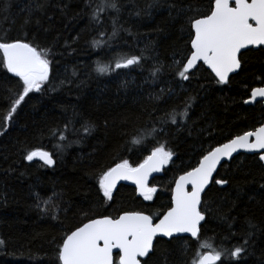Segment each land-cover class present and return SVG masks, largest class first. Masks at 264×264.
Instances as JSON below:
<instances>
[{
	"label": "trees",
	"instance_id": "1",
	"mask_svg": "<svg viewBox=\"0 0 264 264\" xmlns=\"http://www.w3.org/2000/svg\"><path fill=\"white\" fill-rule=\"evenodd\" d=\"M114 2L119 11L98 10L104 0H0V37L38 46L52 69L49 82L6 123L22 88L0 66V264H58L63 239L91 219L139 211L157 220L180 175L210 149L264 124V104L244 103L252 88L264 86L262 48L243 52L242 69L229 84H218L202 65L187 81L175 75L174 58L190 55L189 17L196 9L207 12L209 0ZM131 56L141 57V65L114 68L116 59ZM98 63L113 70L100 74ZM185 108L187 117L180 115ZM138 137L142 142L133 144ZM158 146L173 155L150 182L157 188L153 200L128 186L118 187L112 200L103 197V171L123 159L136 166ZM32 150L52 154L53 167L28 163ZM221 178L229 184H211L202 198L208 211L201 242L227 249L251 233L238 264H264V166L257 155H238L218 169L214 179ZM35 194L53 197L46 212L43 203L36 207ZM157 240L147 264H192L197 252L212 250L190 239Z\"/></svg>",
	"mask_w": 264,
	"mask_h": 264
},
{
	"label": "snow or ice",
	"instance_id": "2",
	"mask_svg": "<svg viewBox=\"0 0 264 264\" xmlns=\"http://www.w3.org/2000/svg\"><path fill=\"white\" fill-rule=\"evenodd\" d=\"M106 7L119 11L114 0H104L98 10ZM94 18H98V14L94 15ZM189 20L190 55L173 60L175 75L182 81L189 80L192 70L197 69L198 62L202 61L214 74L218 84H229L230 75H238L242 69V50H248L250 46H264V0H209L207 12L202 13L196 9ZM115 34L113 32V35ZM93 44L95 46L98 42L93 41ZM261 50L264 51V48ZM141 59L138 56L120 57L114 61V68L129 69L132 66H140ZM0 66L6 69L7 73L18 77L22 88V92L17 94L4 117L7 123L13 120L17 109L30 93L40 92L42 86L49 82L52 69L45 51L26 39H13L8 36L0 37ZM111 70L112 64H97L96 71L100 74ZM159 71L160 68L157 67L152 75L155 76ZM260 79L261 84H264V78ZM250 96L249 100L244 101L245 104L258 102V97L264 98V86L252 88ZM180 115L187 117V108ZM171 123H177L175 113L171 114ZM92 130L89 124L83 126L85 133L90 134ZM59 138L66 139L63 135ZM141 142L142 138L139 137L132 140L133 144ZM241 149L258 153L259 161L264 162V124L210 149L199 160L198 166L180 175L174 181L170 205L158 222L154 221L152 215L139 211L124 212L118 217L103 216L91 219L63 239L57 249L58 264H141L139 258H150V254L154 252L159 243L157 237H168L170 240L190 239L197 243L199 249H212L208 252H197L192 264H233L234 261L238 264L247 252L251 233L249 238L243 239V243L232 248L216 250L207 240L201 242V229L208 211L202 194L206 195L205 190L210 184H229L227 179H214L213 174L217 173L221 160L231 158L233 153ZM172 155L173 153L166 151L164 146H158L136 166L123 159L100 174L99 190L104 198L112 200L113 190L118 182L130 180L143 199L151 201L157 188L149 186V177L160 172L171 160ZM34 158L49 167L55 164L52 154L48 151L32 150L25 155L29 162ZM35 195L36 207L40 208L43 203L45 207L41 208V211L46 212L53 197L44 199L39 194ZM57 195L53 193V196ZM179 234L189 235L186 238ZM2 243L0 241V244ZM114 249L118 250V259L115 260ZM144 264H147V260Z\"/></svg>",
	"mask_w": 264,
	"mask_h": 264
},
{
	"label": "water",
	"instance_id": "3",
	"mask_svg": "<svg viewBox=\"0 0 264 264\" xmlns=\"http://www.w3.org/2000/svg\"><path fill=\"white\" fill-rule=\"evenodd\" d=\"M193 34H194V33H193ZM190 46H191V44H190ZM260 48H264V46H260L259 48H256V47H252V46H250V49H252V50H258V49H260ZM250 49H248V50H250ZM245 51H247V50H242V53L245 52ZM198 65H202V66H204V68H205L206 70H208V71L212 74V76L214 77V74L211 72L210 69L207 68L206 65H203V62H202V61H201V62H198L197 66H198ZM194 70H195V69H193L192 72H193ZM10 74H11V73H10ZM11 75H13V74H11ZM234 75H236V74H231L230 77H231V76H234ZM13 76H14V75H13ZM214 78H215V77H214ZM250 98H251V96H250ZM250 98H249V99H250ZM249 99H248V100H249ZM257 101H258V102H261V103L264 104V98H259V97H258V98H257ZM258 102H256V103H258ZM256 103H253V104H245V105H247V106H254ZM227 142H228V141H227ZM227 142H225V143H227ZM238 155H257V156H258V159H259V154H258V153L245 152L243 149H241V150H239L238 152L233 153V155H232L231 158H224L223 160H221L220 165H218V167H217V171H218V169H219L223 164H227V163L231 162V160H232L233 158H235L236 156H238ZM27 162H28V163L38 162V163L43 164V162H42L41 160H39L38 158H34L33 161H31V162L27 161ZM261 163L264 164V162H261ZM197 166H198V165H197ZM48 167H49V166H48ZM52 167H53V166H51V167H49V168H52ZM163 169H164V167L161 169L160 172L153 173V174L149 177V186H150V182H151L154 178H156L157 176L161 175ZM182 175H183V174H182ZM213 175H214V177H215L216 173H214ZM178 178H179V177H178ZM178 178H177V179H178ZM210 185H211V184H210ZM210 185H209V187H210ZM120 186H128V187H131V188H133V189L136 191V194H137L139 197H142V196L139 194V191L136 189V186H135L130 180H129V181H120V182H118L116 188L113 190V193H114V192L118 189V187H120ZM174 187H175V184H174V186H173V189H174ZM173 189H172V191H173ZM207 190H208V189H206L205 192H206ZM203 196H204V194H202V198H203ZM142 198H143V197H142ZM161 217H162V216H161ZM161 217H160V218H161ZM158 220H159V219H158ZM158 220L155 221V222H158ZM203 223H204V222H202V224H203ZM179 235H182V236H184V237L187 238L189 234H179ZM157 239H164V240H167V241L170 240L168 237H157ZM117 253H118V250L114 249V252H113L114 260H115V256H117ZM147 258H148V257H141V258H139L140 261H141V264H142V262L145 261Z\"/></svg>",
	"mask_w": 264,
	"mask_h": 264
},
{
	"label": "rangeland",
	"instance_id": "4",
	"mask_svg": "<svg viewBox=\"0 0 264 264\" xmlns=\"http://www.w3.org/2000/svg\"><path fill=\"white\" fill-rule=\"evenodd\" d=\"M170 161H171V160H169L164 166H166ZM155 194H156V193H155ZM155 194H154V195H155Z\"/></svg>",
	"mask_w": 264,
	"mask_h": 264
},
{
	"label": "bare ground",
	"instance_id": "5",
	"mask_svg": "<svg viewBox=\"0 0 264 264\" xmlns=\"http://www.w3.org/2000/svg\"><path fill=\"white\" fill-rule=\"evenodd\" d=\"M161 216H162V215H161ZM161 216H160V217H161ZM160 217H159V218H160ZM159 218H158V219H159ZM158 219H157V220H158ZM157 220H154V221H157Z\"/></svg>",
	"mask_w": 264,
	"mask_h": 264
},
{
	"label": "flooded vegetation",
	"instance_id": "6",
	"mask_svg": "<svg viewBox=\"0 0 264 264\" xmlns=\"http://www.w3.org/2000/svg\"><path fill=\"white\" fill-rule=\"evenodd\" d=\"M117 258H118V256H117Z\"/></svg>",
	"mask_w": 264,
	"mask_h": 264
}]
</instances>
